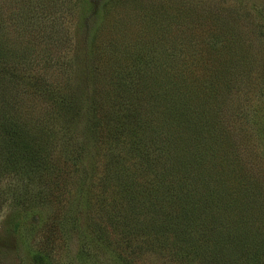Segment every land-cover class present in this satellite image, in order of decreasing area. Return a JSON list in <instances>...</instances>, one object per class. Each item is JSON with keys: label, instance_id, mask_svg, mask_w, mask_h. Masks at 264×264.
I'll return each instance as SVG.
<instances>
[{"label": "rangeland", "instance_id": "obj_1", "mask_svg": "<svg viewBox=\"0 0 264 264\" xmlns=\"http://www.w3.org/2000/svg\"><path fill=\"white\" fill-rule=\"evenodd\" d=\"M0 36V162L17 153V163L30 144L43 159L28 195L11 171L0 179V190L11 186L0 264H264V222H243L230 201L226 219L185 223L157 236L164 248L155 249L150 207L124 227L151 197L121 173L140 174L139 155L149 160L146 146L162 141L152 129L169 122L176 91L179 111L202 114L171 128L199 129L208 108L234 174L264 194V0H0ZM136 51L157 54L155 66L136 72Z\"/></svg>", "mask_w": 264, "mask_h": 264}, {"label": "trees", "instance_id": "obj_2", "mask_svg": "<svg viewBox=\"0 0 264 264\" xmlns=\"http://www.w3.org/2000/svg\"><path fill=\"white\" fill-rule=\"evenodd\" d=\"M80 21H82V19ZM136 52L139 53L137 54V58H134V60L136 59L138 62L136 63V72L141 74L146 73L151 66H155L154 63L150 61L156 60L157 54L153 55L151 51L147 54L141 51ZM153 74L156 75L154 72ZM159 77L161 76L156 75L155 78V80H157L158 94L160 92L165 93L167 83L165 81L162 82ZM216 78L214 86L218 89L222 86L223 80L219 77ZM206 82H209V78L206 79ZM198 85L201 88L203 86V80H200ZM183 105V97L181 100L175 91L166 108L168 114H170V116H168L169 122L165 124L164 121L163 128L159 125V127L155 126L152 129V135L161 138L162 141L158 144L154 141V150L151 151H149V147L146 146L145 150L146 154L149 156V160L145 159L147 157L145 154L143 155L142 153L139 155L143 164L138 163L136 166L137 168L134 169H140V174L131 172L129 168H121L122 174L125 171L123 176L126 178V182L129 179L133 183L135 189H139L141 194L149 198L151 197L148 206L144 203L140 209L135 211L131 220L127 222L124 227L127 229L129 224L136 223L138 214H141L143 220H145L149 213L148 207H150V211L153 213L151 220L158 225L157 230L155 228L156 234L148 236L152 237L150 240L151 246L157 244V236H163L165 233L169 232V230L177 229L185 225V223L194 224L196 220L200 219L199 224L207 225V222H210L211 219L213 221L226 219L227 216L224 214V208L227 201H230L231 204L226 205V208L228 206L237 207L239 209L238 215L241 216V214H244V216L247 217L243 222L247 221V224H250L248 221H251V219L254 224L255 222H259L263 225L264 222V194L255 192V184H252L250 180L248 181L245 178L246 175L239 174L236 176L234 174L233 168L236 164L226 159L229 154L226 155L225 150L227 147L224 144L225 140L223 139V133L221 131L216 133V126L212 127L206 124L209 122V117L214 118V122L217 120L215 114L211 113L207 108V111L205 110L206 112H203V126L200 125L199 129H197L199 125H196L195 130L194 127L188 126V124L181 127V124L185 123L175 124L174 128H171L173 126L171 123L172 121H184L192 117L196 120V114H199L197 121L200 120L202 111L200 112L199 110L201 108L196 110V113L193 112V110L189 112L186 109L181 112L178 108H182ZM157 123L159 124L158 121ZM179 127L180 129H178ZM212 128H214V133L211 130ZM26 129H28V127ZM18 134L19 133L16 135L18 136ZM146 136L147 134L144 137ZM138 145L141 146L140 144ZM138 145L135 144V147L139 148ZM7 152L8 151L1 149L2 155L7 156ZM17 152L20 158H22L18 159L17 163L14 162L17 153L9 155L10 157L7 156L8 159L4 158L0 162V179L7 174V171H11V176H14V178L12 177L13 184L17 183L16 185H19L20 182H22L25 194L28 195V183L40 172V169L42 170L43 159L40 158V149L32 148L31 144L30 146L28 145V147L20 146ZM112 159L119 160L115 155H113ZM110 162L108 164L111 167ZM199 165L203 166L202 174H200L201 171L198 169ZM132 174L135 176L141 175L143 179L145 176L148 178H145L143 182L137 179L141 184L139 185L132 179ZM199 174L201 178L203 177V196L200 194L202 192L201 182L199 183L197 179V175ZM229 175L233 176L232 180L226 179ZM16 176L20 178L17 179ZM126 184L131 185V183ZM10 188L11 186L1 188L0 207H2L4 200L9 199L7 191L10 190ZM133 189L132 187V190ZM257 199L259 200L255 202ZM144 206H146V211L143 212L142 208ZM156 206L160 209L156 210ZM240 208L243 211H241ZM246 208H248V211ZM227 211L229 212V209H227ZM144 223L148 222L145 221ZM144 223L141 222V224ZM151 231L152 229H147L144 234L150 235ZM199 231L202 233V230ZM194 233H196V231H194ZM205 233H208L207 230H205ZM239 234L244 235L241 232ZM174 235L177 237L180 235L183 239H185L186 236L185 234H181L180 231H178V233L174 232ZM125 236L133 237L131 231H127ZM193 239V237H190L186 240ZM154 242H156V244H153ZM261 244L263 247L259 248V251L264 249V243L261 242ZM163 248L164 245H156L155 249L161 251ZM246 250L248 252V248ZM254 254L258 255V253H253L252 255Z\"/></svg>", "mask_w": 264, "mask_h": 264}]
</instances>
